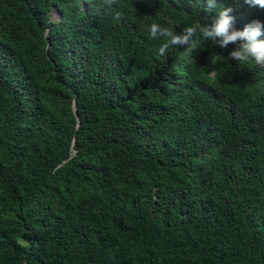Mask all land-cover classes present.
<instances>
[{"label": "trees", "instance_id": "trees-1", "mask_svg": "<svg viewBox=\"0 0 264 264\" xmlns=\"http://www.w3.org/2000/svg\"><path fill=\"white\" fill-rule=\"evenodd\" d=\"M215 15L0 0V264H264V65L149 34Z\"/></svg>", "mask_w": 264, "mask_h": 264}, {"label": "clouds", "instance_id": "clouds-1", "mask_svg": "<svg viewBox=\"0 0 264 264\" xmlns=\"http://www.w3.org/2000/svg\"><path fill=\"white\" fill-rule=\"evenodd\" d=\"M205 10L215 12L216 15L209 26H186L182 33L177 34L168 27H162L158 23L150 26L149 34L152 39L166 38V42L160 47L159 53L163 55L170 45L184 48L187 52H193L196 40L203 36L211 40L221 48H226L230 43L238 46L229 53V58L240 63L254 60L258 65H264V22L253 20L246 24L243 30L234 27L235 18L230 15L231 7L218 4L217 0H203ZM251 6L264 8V0H245ZM53 19V18H52ZM58 20V15L57 19Z\"/></svg>", "mask_w": 264, "mask_h": 264}, {"label": "rangeland", "instance_id": "rangeland-1", "mask_svg": "<svg viewBox=\"0 0 264 264\" xmlns=\"http://www.w3.org/2000/svg\"><path fill=\"white\" fill-rule=\"evenodd\" d=\"M52 18L53 19H57V15L56 14H52Z\"/></svg>", "mask_w": 264, "mask_h": 264}]
</instances>
